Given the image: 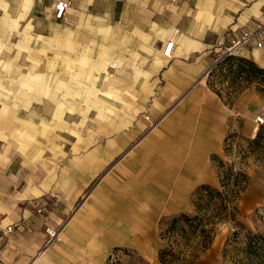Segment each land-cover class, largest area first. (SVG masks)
Listing matches in <instances>:
<instances>
[{
	"label": "crops",
	"instance_id": "0c3cea01",
	"mask_svg": "<svg viewBox=\"0 0 264 264\" xmlns=\"http://www.w3.org/2000/svg\"><path fill=\"white\" fill-rule=\"evenodd\" d=\"M54 1L4 0V46L20 31L30 40L11 45L32 49L0 54L28 64L0 67V264L147 248L159 219L213 181L229 119L205 86L217 41L264 16V0H69L62 22ZM234 57L264 69V49ZM46 228L60 241L45 247Z\"/></svg>",
	"mask_w": 264,
	"mask_h": 264
},
{
	"label": "rangeland",
	"instance_id": "374dc122",
	"mask_svg": "<svg viewBox=\"0 0 264 264\" xmlns=\"http://www.w3.org/2000/svg\"><path fill=\"white\" fill-rule=\"evenodd\" d=\"M3 11L4 0H0V54L3 55L5 49L8 54H31L29 44L23 47L11 45L14 39L30 40L29 32L19 31L15 37L10 36L4 46L1 38L5 39L4 30L9 33V20ZM11 49L13 52H9ZM39 50L43 51L45 47L40 46ZM23 61L5 62L0 67L10 70L12 66V70L17 68L25 72L28 64ZM263 78L238 60L214 67L206 77V88L225 106L229 119L226 138L218 152L210 157L213 181L204 185L220 192L223 199L215 196L212 199L199 198L192 194L180 213L190 219L197 217L200 223L193 221L190 225L200 227L190 230L184 222H179L172 229L171 220L180 214L162 217L152 230L147 248L111 250L105 264H161L159 254L164 250L174 254V258L167 257L170 262L165 264H248L242 252L246 236L264 233V141L253 144L259 127L264 126V123L257 125L254 122L256 117L264 120ZM253 128L257 130L251 138ZM229 169L234 177L240 176L238 185L225 182V173ZM241 175L246 180H242ZM182 228L186 233L180 232Z\"/></svg>",
	"mask_w": 264,
	"mask_h": 264
},
{
	"label": "built area",
	"instance_id": "2783aa9c",
	"mask_svg": "<svg viewBox=\"0 0 264 264\" xmlns=\"http://www.w3.org/2000/svg\"><path fill=\"white\" fill-rule=\"evenodd\" d=\"M69 0H55L52 8V17L55 21L66 20V10L70 6ZM173 42H167L161 55L164 58L171 56ZM216 49H218V56L214 65L208 70V73L221 63L224 59L235 56L237 52L250 49H264V16H262L253 30H242L235 38H228L226 40L220 39L216 43ZM257 125L263 124L262 117H256L254 121ZM12 228H7L6 232H11ZM46 240L45 247L60 241V231L53 228L45 229Z\"/></svg>",
	"mask_w": 264,
	"mask_h": 264
},
{
	"label": "trees",
	"instance_id": "16d2710c",
	"mask_svg": "<svg viewBox=\"0 0 264 264\" xmlns=\"http://www.w3.org/2000/svg\"><path fill=\"white\" fill-rule=\"evenodd\" d=\"M231 60H238L239 62L246 63V65L249 66L256 74H258L262 78L264 77V69L256 68L253 63L247 62L243 59H237L234 56L224 59L221 63L217 64L216 67L226 62H229ZM263 141H264V126H261L259 127L257 131L253 144L258 145ZM239 177H234L231 170L229 169L226 171L224 179H225V182L227 183L233 182L234 184L238 185ZM245 178L246 177L244 175L243 176L241 175L242 180H246ZM194 194L199 196V198L212 199V198L218 197L220 200L223 199L221 197V193L218 192L217 190H214L210 186H200ZM212 196H215V197H212ZM193 221H196L198 224L200 223V220L197 217L190 219L186 215L180 214L176 217H173V219L171 220V228L172 229L176 228L179 222H184L186 226L188 225V228H190V230L198 229L200 225L199 226L190 225ZM180 232L186 233L185 228L180 229ZM200 232H202L203 234L205 233L204 230H202L201 228H200ZM242 252H243V257L248 262V264H264V233H260V234L249 233L246 236V241H245L244 248L242 249ZM169 256H172L174 258V254H171L170 252L165 251V250L161 251L159 254L160 263L165 264L166 262H170L167 259V257Z\"/></svg>",
	"mask_w": 264,
	"mask_h": 264
}]
</instances>
